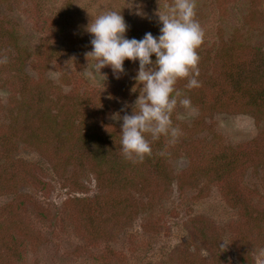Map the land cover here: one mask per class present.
<instances>
[{
    "label": "rangeland",
    "instance_id": "374dc122",
    "mask_svg": "<svg viewBox=\"0 0 264 264\" xmlns=\"http://www.w3.org/2000/svg\"><path fill=\"white\" fill-rule=\"evenodd\" d=\"M172 3L0 0V264H264V0H195L200 87L177 81L182 134L143 161L112 118L132 112L138 61L82 74L91 18L156 37Z\"/></svg>",
    "mask_w": 264,
    "mask_h": 264
},
{
    "label": "clouds",
    "instance_id": "9594fccd",
    "mask_svg": "<svg viewBox=\"0 0 264 264\" xmlns=\"http://www.w3.org/2000/svg\"><path fill=\"white\" fill-rule=\"evenodd\" d=\"M137 14L143 15L139 10ZM156 15L161 24L160 34L154 37L148 32L139 40L126 37L127 25L115 10L91 18L85 26V31L91 34V50L84 54L87 64L82 74L91 86L104 80L103 68L110 67L119 79L126 59L138 61L132 91L138 88L139 95L132 112L112 115L113 119L122 120L120 152L133 163L151 154L150 140L163 136L174 144L182 134L173 126L171 116L178 104L190 111L191 100L175 88L177 81L187 78L185 88L189 90L200 87L196 50L204 34L195 19V0H173L166 12L158 9Z\"/></svg>",
    "mask_w": 264,
    "mask_h": 264
},
{
    "label": "trees",
    "instance_id": "16d2710c",
    "mask_svg": "<svg viewBox=\"0 0 264 264\" xmlns=\"http://www.w3.org/2000/svg\"><path fill=\"white\" fill-rule=\"evenodd\" d=\"M263 93V91L262 92H260L259 94H262ZM254 103H257V102H254ZM86 111V109L84 110V112Z\"/></svg>",
    "mask_w": 264,
    "mask_h": 264
}]
</instances>
